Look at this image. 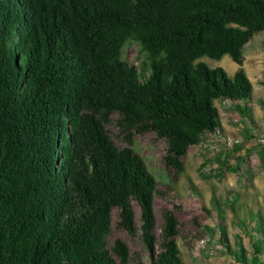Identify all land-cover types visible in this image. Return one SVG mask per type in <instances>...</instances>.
<instances>
[{"label": "trees", "instance_id": "1", "mask_svg": "<svg viewBox=\"0 0 264 264\" xmlns=\"http://www.w3.org/2000/svg\"><path fill=\"white\" fill-rule=\"evenodd\" d=\"M257 32L264 0H0V264H144L121 239L107 247L114 208L147 264H184L172 216L155 250L154 175L104 125L116 113L128 142L152 133L176 174L201 134L222 131L215 98H254L242 68L230 78L198 59L241 65ZM127 40L148 57L139 68L121 58ZM235 107L257 126L249 105ZM231 208L245 234L264 227ZM238 238L232 249L220 233L238 264H264V238Z\"/></svg>", "mask_w": 264, "mask_h": 264}, {"label": "rangeland", "instance_id": "2", "mask_svg": "<svg viewBox=\"0 0 264 264\" xmlns=\"http://www.w3.org/2000/svg\"><path fill=\"white\" fill-rule=\"evenodd\" d=\"M242 52L247 57L256 54V60H260L263 66L257 78L252 79L255 91L250 103L258 107L252 113L254 121L264 127V107L260 104L264 98V32L251 34ZM121 58L136 68L148 60L146 53L134 40L125 41L121 48ZM198 60L212 68L223 67L230 78L235 76L239 68L228 54L218 60L206 56ZM250 64L252 67L257 65L253 59ZM213 104L222 131L201 134L200 142L189 146L181 158V170L176 174L173 169L168 171L163 164L161 157L164 144L156 140L152 133L134 134L128 142L126 136L129 131L118 124L116 113L104 125L113 142L118 147H130L154 175L158 189L153 200L156 223L154 234L157 239L155 250L163 248L161 226L168 216H172L177 221L178 234L175 241L184 264H238L225 251L220 239L221 231L225 233L232 249L238 248L240 236L244 244L264 238L261 223L256 222L257 226L245 230V234L239 222L234 221L230 215L233 207L240 218L250 212L259 213L264 222V160L261 156V152L264 153V128L259 130L254 126L235 107V102L229 99L218 97ZM233 140L238 142L231 145ZM132 208L136 224H139L140 208L134 202ZM218 210L222 211L220 215ZM111 215V230L105 237L107 247L115 239H121L128 245L134 260L139 257L147 264L150 260L149 251L140 235L131 236L117 225L118 209L114 208ZM253 217L257 219V215L253 214ZM258 227H262L261 232Z\"/></svg>", "mask_w": 264, "mask_h": 264}, {"label": "crops", "instance_id": "3", "mask_svg": "<svg viewBox=\"0 0 264 264\" xmlns=\"http://www.w3.org/2000/svg\"><path fill=\"white\" fill-rule=\"evenodd\" d=\"M243 53V52H242ZM231 58V57H230ZM254 60V62H255V64L257 63V65H255L254 67H252V66H250L251 64H250V61L251 60ZM232 60V59H231ZM233 61V60H232ZM236 63V62H235ZM239 65V64H238ZM240 68H242L243 70H244V72L246 73V75H247V77H248V79L250 80V82H251V84H252V79L253 78H257V76L259 75V73H261V71L263 70V66H262V63L260 62V60H256V54H253V55H248V57L246 56V55H244V53H243V59H242V64L241 65H239V68H238V70L240 69ZM252 77V78H251ZM252 88H253V95H254V91H255V89H254V87H253V84H252ZM257 90V89H256ZM253 100V99H252ZM251 100V101H252ZM261 100H263L264 101V98L263 99H261ZM251 101H249L248 103H244L243 104V101H241V100H238V101H236L235 103H237L239 106H240V108L242 109L243 107L242 106H250L251 107V111H252V113L255 111V110H257V105L256 104H252V103H250ZM215 102V99L213 100V103ZM253 105V106H252ZM255 105V106H254ZM259 110H261V109H259ZM261 115V114H260ZM257 126V128L259 129V130H262V128H264V127H261V126H258V124H256Z\"/></svg>", "mask_w": 264, "mask_h": 264}, {"label": "built area", "instance_id": "4", "mask_svg": "<svg viewBox=\"0 0 264 264\" xmlns=\"http://www.w3.org/2000/svg\"><path fill=\"white\" fill-rule=\"evenodd\" d=\"M234 142H238V141H236V140H235V141H234V140H233V141H231V145H233V144H234Z\"/></svg>", "mask_w": 264, "mask_h": 264}]
</instances>
